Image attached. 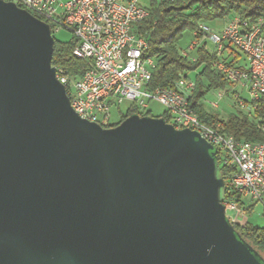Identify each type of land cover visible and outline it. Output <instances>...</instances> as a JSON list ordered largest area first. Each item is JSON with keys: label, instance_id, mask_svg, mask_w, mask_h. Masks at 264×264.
<instances>
[{"label": "water", "instance_id": "1", "mask_svg": "<svg viewBox=\"0 0 264 264\" xmlns=\"http://www.w3.org/2000/svg\"><path fill=\"white\" fill-rule=\"evenodd\" d=\"M54 44L0 0V264H264L226 215L217 151L161 118L80 119Z\"/></svg>", "mask_w": 264, "mask_h": 264}, {"label": "built area", "instance_id": "2", "mask_svg": "<svg viewBox=\"0 0 264 264\" xmlns=\"http://www.w3.org/2000/svg\"><path fill=\"white\" fill-rule=\"evenodd\" d=\"M151 1L9 0L16 6L24 5L26 11L50 27L52 35L65 29L77 40L73 56L90 64V69L77 79L62 69L55 68V71L66 89L71 108H77L82 120L105 128L112 123L111 110L124 102L131 103L139 112L148 111L149 103L156 102L169 113L170 124L176 130L198 131L217 151L219 169L228 172L229 188L243 204L240 207L236 202H225L226 215L227 212L234 214L229 217L231 221L245 218L243 208L247 205H261L264 209V147L225 144L223 135H217L219 125L196 127L193 120H188V113L193 111L188 97L179 94V85L187 83L192 92L193 81L179 76L172 89L149 88L155 63L145 60L148 43L131 32V25H138L148 17ZM203 31L219 57L213 68L247 92L250 109L255 111L264 97V20L249 22L235 16L227 21L219 35L210 34L207 28ZM197 46L192 42L182 55L188 57ZM240 55L244 57V66L239 65ZM225 57L233 63L232 67L223 61ZM224 95L225 92L217 91L218 99ZM235 97L239 107L247 106L238 95ZM209 107L219 108L216 102ZM260 127L264 132V124Z\"/></svg>", "mask_w": 264, "mask_h": 264}, {"label": "trees", "instance_id": "3", "mask_svg": "<svg viewBox=\"0 0 264 264\" xmlns=\"http://www.w3.org/2000/svg\"><path fill=\"white\" fill-rule=\"evenodd\" d=\"M147 9L148 17L134 27V33L147 41L145 58L153 59L155 63L149 88L172 89L179 76L186 81H193L195 89L188 96V103L202 124L209 127L219 125L217 130L221 135L238 142L264 143V132L260 127V124H264V97L259 100L255 111L250 110L246 115L238 113L228 115L225 119L220 118L207 109L204 104L205 97L211 91L232 89L235 84L213 68L214 63L219 60L214 46L211 50L207 42H203L188 57H184L183 50L179 49L187 33L192 36V42L204 38L203 28H207L208 24L235 16L249 22L264 20V0H153ZM77 45L78 42L74 38L70 43L55 40L52 57V66L67 72L73 79L79 78L90 69V64L73 56ZM223 61L230 67L233 66L228 58H223ZM245 103L249 105L248 102ZM133 115L152 117L149 111L139 112L131 105L126 114L121 115L118 123L112 122L105 129L114 128ZM160 118L170 124L171 117L168 112ZM220 173L225 182L223 204L236 202L242 207L243 204L239 203L235 193L229 188L228 172L222 168ZM243 209L247 217L252 213L254 206L247 205ZM232 225L237 234L264 261V229L248 221L242 225L232 222Z\"/></svg>", "mask_w": 264, "mask_h": 264}, {"label": "rangeland", "instance_id": "4", "mask_svg": "<svg viewBox=\"0 0 264 264\" xmlns=\"http://www.w3.org/2000/svg\"><path fill=\"white\" fill-rule=\"evenodd\" d=\"M232 18H229L225 21H217L211 24L207 25V29L209 30L210 34L219 35L224 26L226 25L228 20H231ZM53 38L61 43H70L72 41L73 35L71 32L65 29H61L58 32H53ZM207 40V44L212 50V43L208 39V37L202 38L200 41L194 40L193 42H196L198 46H201L203 42ZM192 42V36L190 34H185L182 42L180 43L179 49L185 51ZM227 54V53H225ZM240 60H244V57L240 55ZM225 92V95L222 99H218L217 97V91H211L204 100V104L207 107V109H210L209 104L212 102H216L219 106L218 109L213 110L210 109L213 113L220 116V118L225 119L228 115L231 114H248L250 112V106L247 105L245 108L239 107V101L235 97L236 95L239 96V99L245 102H250V98L246 91L241 89L239 86H235L232 89L222 90ZM131 103L124 102L119 108H113L111 110V120L114 123H118L121 119V115L126 114L128 109L131 107ZM148 111L151 113V116L153 118H160L163 116V114L166 112V109L159 105L156 102H150L149 103V109ZM227 217H234L233 213L227 212ZM230 219V218H229ZM231 221V220H230ZM246 221L251 223L252 225L264 229V209L261 205H255L252 213L248 215L247 217H240L237 220L231 221L234 223H238L239 225L244 224Z\"/></svg>", "mask_w": 264, "mask_h": 264}, {"label": "bare ground", "instance_id": "5", "mask_svg": "<svg viewBox=\"0 0 264 264\" xmlns=\"http://www.w3.org/2000/svg\"><path fill=\"white\" fill-rule=\"evenodd\" d=\"M17 6L19 8H21V9L25 10V6L24 5H17ZM135 26L136 25H131V32H134V27ZM145 60H153V59L145 58ZM57 80L59 81L58 77H57ZM190 93H191L190 86L187 83H180V85H179V94L182 97H188L190 95ZM72 110L81 119V116L77 113V108H72ZM188 120H193L196 127H206V125L202 124L198 120V117L193 112L188 113ZM87 122L93 123V121H87ZM170 125H172L175 128V126L173 124H170ZM195 132H197L207 142V137L206 136H204L203 134H200L198 131H195ZM217 135H221L218 130H217ZM223 141L225 142V144H234L236 146H243L244 145V146H246L248 148H263L264 147V143H248V142H243V141L238 142V141H235L233 138H231V137L229 138V137H226V136H223ZM209 145H211V144H209ZM218 166H219V162H218ZM224 207H225V205H224Z\"/></svg>", "mask_w": 264, "mask_h": 264}, {"label": "crops", "instance_id": "6", "mask_svg": "<svg viewBox=\"0 0 264 264\" xmlns=\"http://www.w3.org/2000/svg\"><path fill=\"white\" fill-rule=\"evenodd\" d=\"M205 42H207V40H206ZM239 65L244 66V65H245V64H244V60L242 61V60H240V58H239Z\"/></svg>", "mask_w": 264, "mask_h": 264}]
</instances>
